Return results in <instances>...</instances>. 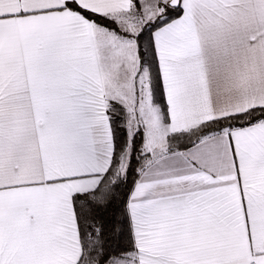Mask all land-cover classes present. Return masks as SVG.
<instances>
[{"label":"snow or ice","instance_id":"snow-or-ice-1","mask_svg":"<svg viewBox=\"0 0 264 264\" xmlns=\"http://www.w3.org/2000/svg\"><path fill=\"white\" fill-rule=\"evenodd\" d=\"M0 264H264V0H0Z\"/></svg>","mask_w":264,"mask_h":264}]
</instances>
